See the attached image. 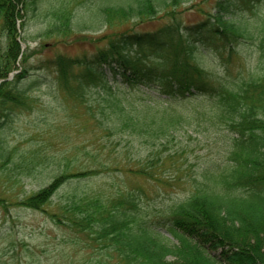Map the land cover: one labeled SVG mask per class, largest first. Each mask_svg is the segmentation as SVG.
Segmentation results:
<instances>
[{
    "label": "trees",
    "instance_id": "1",
    "mask_svg": "<svg viewBox=\"0 0 264 264\" xmlns=\"http://www.w3.org/2000/svg\"><path fill=\"white\" fill-rule=\"evenodd\" d=\"M40 2L0 0V164L13 162L7 132L48 84L58 108L82 106L107 141L91 166L56 173L22 204L44 210L65 189L69 228L94 233L120 264H264V27L245 26L264 0L64 5L45 36L77 52L32 62L18 25ZM211 54L218 73L198 63ZM134 89L154 105L117 95ZM93 178L112 183L80 191Z\"/></svg>",
    "mask_w": 264,
    "mask_h": 264
},
{
    "label": "rangeland",
    "instance_id": "2",
    "mask_svg": "<svg viewBox=\"0 0 264 264\" xmlns=\"http://www.w3.org/2000/svg\"><path fill=\"white\" fill-rule=\"evenodd\" d=\"M82 1L85 0H41L38 10L29 13L25 25L22 27L19 23L22 47L33 54L32 62L54 53L73 55L77 52L72 44L67 45L62 40L56 44L45 34L58 8L67 5L72 9ZM191 5L186 4L188 8ZM80 7L75 10L79 12ZM263 23L264 4L245 26L259 32L264 27ZM99 28L86 29L84 34H101L103 30ZM198 63L213 73L220 70L214 54L203 56ZM233 65L239 68L240 62L234 60ZM18 67L20 71L21 65L18 64ZM56 90L48 84L34 91L32 96L36 103L33 109L22 114L5 137L14 164H0V264H120L94 233L80 234L75 228H69L60 208L69 197L65 189L58 191L44 210L31 209L22 204L46 186L56 173L91 166L90 153L95 145H105L107 141V137L95 129V124L82 106L68 103L65 109L58 108L53 98L54 95L60 96ZM122 94L126 98L125 104L130 107L141 106L142 103L154 105L135 89L117 91L118 96ZM97 102L101 99L97 98ZM160 106L166 107L167 104L160 103ZM184 111L188 113L191 110ZM94 112L100 115L99 111ZM104 112L107 114L109 111ZM111 183L110 178H93L82 183L80 191L98 189L103 192L102 187ZM59 220L63 221V225L59 224ZM164 238L172 244L176 243L167 233H164Z\"/></svg>",
    "mask_w": 264,
    "mask_h": 264
}]
</instances>
